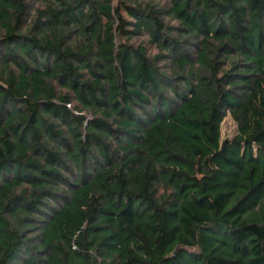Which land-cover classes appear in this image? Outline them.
Here are the masks:
<instances>
[{
  "label": "trees",
  "instance_id": "16d2710c",
  "mask_svg": "<svg viewBox=\"0 0 264 264\" xmlns=\"http://www.w3.org/2000/svg\"><path fill=\"white\" fill-rule=\"evenodd\" d=\"M0 264H264V0H0Z\"/></svg>",
  "mask_w": 264,
  "mask_h": 264
},
{
  "label": "rangeland",
  "instance_id": "374dc122",
  "mask_svg": "<svg viewBox=\"0 0 264 264\" xmlns=\"http://www.w3.org/2000/svg\"><path fill=\"white\" fill-rule=\"evenodd\" d=\"M222 136L223 138H232L236 133V124L230 116L226 118L222 124Z\"/></svg>",
  "mask_w": 264,
  "mask_h": 264
}]
</instances>
